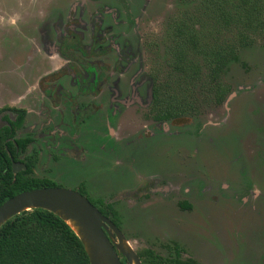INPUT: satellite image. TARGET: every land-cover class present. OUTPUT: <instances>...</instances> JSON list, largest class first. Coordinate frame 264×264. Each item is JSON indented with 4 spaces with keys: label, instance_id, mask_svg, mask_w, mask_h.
Wrapping results in <instances>:
<instances>
[{
    "label": "rangeland",
    "instance_id": "obj_1",
    "mask_svg": "<svg viewBox=\"0 0 264 264\" xmlns=\"http://www.w3.org/2000/svg\"><path fill=\"white\" fill-rule=\"evenodd\" d=\"M51 1L55 0H0V103L23 93L24 81L13 72L24 61L28 62L29 56L31 67L36 69L30 71L27 67L26 78L36 75L40 62L30 39L39 42L45 25L42 18L56 14L48 7ZM80 1L85 5L80 6L83 13L75 17L79 21L103 7L118 6L113 0H63L69 4ZM127 1L135 18L132 27L127 26L121 11L114 18L108 12L98 16L102 29L109 27V34L119 47L125 44L130 47L132 54L128 60L133 59L119 66L116 53L108 54L105 60L110 66L111 80L102 90L129 94L135 91L144 97L147 87L154 84L161 90L165 105L185 106L183 117L169 127L175 144L169 147L167 155L175 163V171L171 174L148 171L142 179L143 191L140 185L133 184L144 168L127 173L129 168L138 166L136 161L131 165L130 159L106 166L111 167L107 173L125 170L123 177L106 178L112 172L101 170L100 176L85 172L82 178L89 182L88 188L95 197L115 205L120 229L137 254L145 249L165 254L162 250L174 242L183 243L189 250L194 243L199 255L189 251L187 256H193L199 264H264V29L240 41L234 26L220 23L218 7L228 6L232 0ZM10 18L16 21V26H10ZM177 26L183 29L192 26L197 32L198 48L193 50L185 44L189 58L200 68L193 81L173 69L176 50L184 42L177 39ZM81 30L85 33L84 40L88 39V29ZM225 45L235 47L239 61L230 63L221 78V83L230 90L224 102L218 104L205 55L209 48ZM50 61L59 63L56 57ZM44 74L45 71H40L34 81ZM135 109L144 112L142 108L132 110ZM30 117L32 121L33 115ZM134 125L131 122L129 129L134 130ZM116 137L120 139L121 134ZM119 146L124 155L135 147L132 143L124 152L123 141ZM161 146L162 143L155 151L145 153L142 159L150 162L146 164L153 169L173 171L174 164L160 155ZM61 170L57 165L42 162L35 176L59 178L54 181L55 186L76 191L73 180L60 178ZM110 182L111 186H105ZM180 202L191 204V212H178ZM158 209L170 211L180 224L179 230L191 239L169 230L171 217L167 219L166 210L152 217L155 226L167 229L152 227L148 215ZM169 253L166 250L168 258Z\"/></svg>",
    "mask_w": 264,
    "mask_h": 264
},
{
    "label": "flooded vegetation",
    "instance_id": "obj_2",
    "mask_svg": "<svg viewBox=\"0 0 264 264\" xmlns=\"http://www.w3.org/2000/svg\"><path fill=\"white\" fill-rule=\"evenodd\" d=\"M113 1L119 7H103L98 11L88 13L84 21L75 20V17L77 18L84 11L80 6L85 3L81 1L69 4L63 0H55L47 3L51 10L56 11V14L49 18L40 16L45 22L42 28V38L39 42L35 38L30 39V43L36 48L38 55L36 58L38 57L40 62L38 71L36 70V75L31 74L26 78L27 73L24 70L27 67L30 71L36 69V66L31 67L32 57L30 56L28 62L24 61L23 66H17L13 74H19L24 81V91L15 97H7V102L0 103V128L10 129L12 136L8 140L16 146L15 158L14 160L11 158V168L14 174L26 171L27 165H31L32 177L47 180L52 184L50 187H57L54 181H59V178H38L35 175L42 162L44 165L59 166L62 169L60 178L67 177L73 180L77 186L75 192L87 198L122 233L115 205L95 197L88 188L89 182L84 181L82 174L91 172L92 175L100 176L101 170L107 173L111 169V167H106L110 163L118 165L123 163L124 158L130 159L131 165L136 161L139 167H131L127 173L137 168H144V171L139 174L137 183H132L133 186L140 185V190L143 191L141 187L145 185L142 179L148 171L153 174L159 172L171 174L175 171V163L167 155L169 147L175 144V138L170 133L169 127L173 121L183 115L173 116L168 109L159 108L155 100L154 84L147 87L144 97L139 93H134L135 91L129 94L116 93L113 89L107 92L102 90L105 89L106 82L111 80V70H108L110 66L106 65L105 60L107 55L115 52L116 64L121 66L132 54L130 47L125 46L127 44L122 45L124 46H121L122 48L119 47L113 36L109 34V27L102 29L103 25L98 16L99 13L106 12L114 18L118 11H121L125 16L127 26L130 28L134 25L135 18L132 17L128 1ZM44 4L41 3V5ZM10 22V26L17 24L12 18ZM81 28L88 29V39L84 40L85 33ZM55 57L59 60L58 64L50 61ZM132 60L129 59L127 62ZM40 71H45L44 76L34 81ZM163 105L166 106L164 103ZM134 107L142 108L144 112L139 113L136 109L132 110ZM160 110H162L161 113ZM31 115H33L32 121ZM131 119V122L135 124L134 130L129 129L131 122L128 121ZM17 123H20V126L16 129ZM117 133L121 134L120 139L116 137ZM122 141L125 144L124 152L132 143L135 146L134 150L125 155L121 154L119 145ZM17 142L24 147L19 149ZM161 143L160 155L169 159L166 160L169 163L174 164L173 171L153 169L150 165L147 166L150 162L143 161L145 158L142 159L145 153L148 151L150 153L153 149L155 151V147L160 146ZM143 162L145 166H141ZM74 171L80 174L77 175L73 173ZM124 171L108 172L111 174L106 178L123 177ZM111 182L105 186H111ZM177 209L181 213H190L192 205L180 202ZM101 210H106L109 214L106 216ZM162 210L167 211V219L171 217L168 226L172 229L169 230L174 231L172 233L180 237H186L187 235L179 230L180 224L167 209H158L148 215L152 220H150L151 226L157 230L167 229L164 226L163 228L157 227L153 222L152 214ZM122 235L124 236L123 233ZM208 237L211 239L209 235ZM166 250L170 252L169 258L168 254L165 256ZM202 250L203 248L201 252ZM146 251L151 252L156 258L154 264H199L193 256H187L189 251L190 254L199 255L194 243L189 245L188 250L183 243L174 242L171 246H165L162 250L165 254L145 249L137 254L141 264H150L142 255ZM184 256L189 258L186 259ZM121 262L126 263L125 259Z\"/></svg>",
    "mask_w": 264,
    "mask_h": 264
},
{
    "label": "trees",
    "instance_id": "obj_3",
    "mask_svg": "<svg viewBox=\"0 0 264 264\" xmlns=\"http://www.w3.org/2000/svg\"><path fill=\"white\" fill-rule=\"evenodd\" d=\"M216 13L220 23L236 28L240 41L264 29V0H232L228 6H219ZM176 32L177 39L184 42L176 50L173 69L193 81L199 76L200 68L189 58L185 44L197 49V32L192 26L186 29L177 26ZM205 60L216 101L221 103L229 92L221 78L230 63L238 62L236 49L233 45L209 48ZM154 93L159 108L168 109L173 116L183 114L185 106L181 104L175 103L174 108L163 105L165 100L158 86H155ZM19 126L17 123L15 128ZM11 136L10 129L0 128V205L21 192L52 186L47 180L32 177L31 165H27L24 172L13 173L11 158H15L16 146L8 140ZM16 144L19 149L24 147ZM101 212L106 216L109 214L106 210ZM142 255L150 264L156 261L151 252ZM0 264H89V261L82 243L65 222L48 211L33 209L14 216L0 227Z\"/></svg>",
    "mask_w": 264,
    "mask_h": 264
},
{
    "label": "water",
    "instance_id": "obj_4",
    "mask_svg": "<svg viewBox=\"0 0 264 264\" xmlns=\"http://www.w3.org/2000/svg\"><path fill=\"white\" fill-rule=\"evenodd\" d=\"M48 211L65 222L87 255L89 264H141L122 233L87 198L58 187L21 192L0 205V227L24 211Z\"/></svg>",
    "mask_w": 264,
    "mask_h": 264
}]
</instances>
